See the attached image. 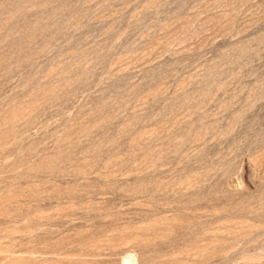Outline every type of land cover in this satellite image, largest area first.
Returning a JSON list of instances; mask_svg holds the SVG:
<instances>
[{
    "label": "rangeland",
    "instance_id": "374dc122",
    "mask_svg": "<svg viewBox=\"0 0 264 264\" xmlns=\"http://www.w3.org/2000/svg\"><path fill=\"white\" fill-rule=\"evenodd\" d=\"M130 263L264 264V0H0V264Z\"/></svg>",
    "mask_w": 264,
    "mask_h": 264
},
{
    "label": "bare ground",
    "instance_id": "6f19581e",
    "mask_svg": "<svg viewBox=\"0 0 264 264\" xmlns=\"http://www.w3.org/2000/svg\"><path fill=\"white\" fill-rule=\"evenodd\" d=\"M129 257V256H128ZM129 261V260H128ZM129 262H132V259H131V261H129ZM130 264H132V263H130Z\"/></svg>",
    "mask_w": 264,
    "mask_h": 264
}]
</instances>
